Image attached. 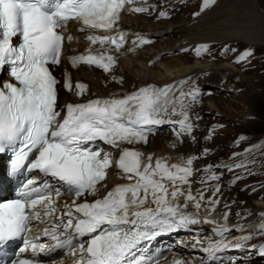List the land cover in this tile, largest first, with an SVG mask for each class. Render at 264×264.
I'll return each mask as SVG.
<instances>
[{
	"label": "snow or ice",
	"instance_id": "1",
	"mask_svg": "<svg viewBox=\"0 0 264 264\" xmlns=\"http://www.w3.org/2000/svg\"><path fill=\"white\" fill-rule=\"evenodd\" d=\"M214 2L203 0L202 8ZM132 3L0 0V77L5 69L10 77L0 83V154L12 153L10 176L22 169L29 173L17 197L0 202V243L16 238L23 243L17 259H0V264H45L41 255L57 249H67L75 257L73 264H159L158 250L153 249L158 237L201 223L215 224L212 232L217 237L207 238L201 264H218L220 253L230 249L264 255V242L246 249L254 236H264V222L255 232L229 241L227 235L234 228L245 231L243 225L227 224L229 212L224 213V224L198 217L207 190L192 192L191 178L201 171L193 168L199 157L178 156L170 163V157L153 159L152 153L124 146L147 144L149 135L164 124L178 126L174 128L178 141L192 137L195 126L189 112L197 99L195 89L176 95V84H145L122 96L109 93L84 102L58 103L60 81L53 72L61 64L66 43L78 38L68 32L69 22L77 25L76 31L86 33L89 42L88 54L67 57L71 65L110 72L117 63L110 53L119 51L126 41L118 28L121 12ZM137 41L148 42L139 36ZM93 45L99 48L93 51ZM207 49L208 45H199L196 54ZM251 54V49L245 50L236 62ZM64 75L67 91L78 97L88 95L87 84L78 81L73 87L70 74L65 71ZM113 150L119 152L116 160ZM208 151L204 149V154ZM113 167L125 182L109 188ZM213 167L206 166L208 174L201 177V184L219 180ZM209 187L213 195L208 204L215 210L220 185ZM258 215L264 217V212ZM170 264L194 262L174 258ZM231 264H236L235 257Z\"/></svg>",
	"mask_w": 264,
	"mask_h": 264
},
{
	"label": "bare ground",
	"instance_id": "2",
	"mask_svg": "<svg viewBox=\"0 0 264 264\" xmlns=\"http://www.w3.org/2000/svg\"><path fill=\"white\" fill-rule=\"evenodd\" d=\"M148 1L149 3L152 4V6H150L151 10L155 8H156V11L168 10V13L172 15L171 18L169 20L161 19L160 21L155 22L154 18L155 16H157V14H154L152 16H147V14L145 13L134 15L133 13L126 12L122 17L120 26L118 28L119 30L127 34L128 37L135 34L136 32L149 31L150 33L148 34V37L149 38L154 37L156 40L153 43L148 44V46L137 50L135 53L128 54L125 57H123L120 60L119 64L115 66L109 73H103L101 71H98L96 69L86 67V66H81L77 69H69L68 72L72 76V80L73 79L74 80L84 79L89 83L90 87L88 89V95L84 97H78L74 94V92L66 93L64 91H61V92L58 91V103L84 101L92 97V92L94 93L97 92V94H105L107 92H115L116 94H120L121 92L120 90L122 89H126L127 91H132L134 88H139L140 86L151 83V82H157V83L164 82L165 83L169 81L173 75H178L179 78L184 79L186 81L182 84L184 88H194V89L199 87L198 85L200 83L207 81V79L210 78L211 81L215 82L214 87H213L214 91H212V92H215L216 90L221 89V84H224L227 86V84L224 83L226 82L227 78H229L230 80H235V81L238 80L237 78L238 75H236L237 68L231 65L229 62L225 61L218 66L217 70L220 72L217 73L216 71H214L213 64L209 62V59H194V61L190 60V62H186L189 60L188 49H190L191 45L192 46L199 45L201 44V41L203 40V39H201L200 41L194 40L196 36L212 37L211 39L207 38L208 40L205 41L206 43H215L218 45L223 42L231 43L232 44L230 46L231 50L235 49L237 46L242 47L243 41L241 40H243V37H245L246 35L250 38V40L248 41L244 40V43H246L244 47L245 48L244 51L251 49L253 53V51L258 50L259 48H263L264 46L263 38H262L264 36V22H263V19L260 17L261 11H264V0H256L257 5L256 4L251 5V2L249 0H243L242 3L239 0H215L214 3H210L207 7L200 8L192 17L188 19H184V20H182V17H181V15H184V12L182 11V9L180 11L177 10L181 2L184 0H148ZM188 1H192V0H188ZM200 4L202 6L203 1L200 2ZM178 18L182 20L180 23L175 24L171 27L165 26L166 24L169 25L170 21L176 20ZM239 22L247 23L248 26L246 27L240 26ZM75 27H76L75 23L69 22L68 31L74 32L72 35L78 38L75 39L73 42L71 41V42L66 43L65 49H64V56L67 55V53L76 52L77 49H78L77 51H80L82 48H87V46H85L86 43L83 40V34L75 33ZM170 34L185 40V42L182 44L184 45V49L186 48L187 50V55L186 56L179 55L175 59L170 58L169 60H166L164 62L159 61L157 62V65H155L154 67H148L147 62H149L150 60H158L160 56L162 55L161 52H163L164 50H168L172 47L171 45L173 43H171L170 39L168 38ZM213 37H217L218 39L217 38L213 39ZM254 37L260 38L257 43H255L256 40L254 41V43L251 41V39H254ZM161 38L165 39L164 42L166 43V46L164 47H161V44H160L161 41L159 40ZM175 42H176L175 44L180 45L178 49L182 50L183 45L181 44V42L179 40ZM145 49H148L150 53L145 55L146 53L144 51ZM165 59L166 57H164L163 60ZM178 59H180L181 61H185L186 63H183L179 61ZM229 59L232 60L231 58ZM253 59H254V55L251 54L248 57V61H252ZM141 61L144 63L143 66L145 67L144 69L146 72L143 75H141L140 70L138 68V64ZM60 67H61V64L57 66V69L59 70ZM162 69L163 71L161 72ZM207 73H209L210 75L208 76ZM121 77L123 78L122 82L120 81ZM103 79L106 82L105 87L101 85L102 84L101 81ZM222 97L223 95H221V98ZM217 100L219 103L222 102L221 99H217ZM201 106H203V102L201 100L196 101L195 106L191 107L189 114L192 117L195 116L196 118H198L197 125L200 126V128L203 130L204 133L208 134L211 130L207 129V126H206L207 118H202L200 116L201 113L199 111H200ZM176 118H179V117H176ZM246 132H243L240 135V137L243 136L245 137V139L251 138V135H249ZM196 134L197 133H195L194 135ZM158 135L159 136L157 138L152 137L156 141V149L154 151L149 152L147 150V144H138L137 146L146 155L149 153L154 154L153 159L159 156L170 157L171 158L169 161L170 163L175 162L176 157L178 156L188 157L190 155V154H183L181 151L182 147H180L181 149L178 148L175 154L170 153L169 152L170 149L167 143L165 142L164 137L171 136V134L168 132V134L159 133ZM253 143H255L254 140L253 141L251 140L249 142H244L245 145H251ZM189 144L191 145L190 148L192 147L193 155L195 156H197V152H199L198 155H200L204 151V148L200 150L197 149V140H193ZM204 161H206V159L199 161V163H202ZM195 162L196 160L194 161L193 168L197 169L198 165H197V162L196 163ZM252 170H255V168ZM256 170L262 171L261 173H264V158L260 160V164L257 165ZM204 175L205 174L203 172H198L194 174L192 179L196 181L199 180L198 182H200L201 177H203ZM213 182L215 181H207L206 184L197 183L195 185H192L193 194L196 195L198 189L200 190L207 189L206 191H204L205 199L203 202H208V198L213 195V187H209V185H211ZM112 185H113L112 182H110L108 184V187L111 188ZM184 187L187 188V185H185ZM246 191L247 193L242 195V197L239 196L240 198L238 197L235 199V201L233 200L234 208H236V211L234 213L235 218L233 217L235 221L236 219L237 220L243 219L244 216H246L250 212L256 213V214L260 212H264V203L260 201V197H264V193L258 190L252 192L249 188L246 189ZM223 193L224 192L219 191V193H217L216 196L226 201L222 205L216 206L214 211H210V209L205 208L202 202V206L204 207L206 212L208 214H212L217 220H220L218 224L225 223V220L221 221L222 219H220L221 217L220 211H226L227 210L226 204L228 203L227 202L228 198ZM252 197H255L253 201H251L250 199ZM238 213L239 215H237ZM253 219H251L253 221L241 224L244 226V229H245L244 232H240L234 228L235 232L232 234H228L227 240L231 241L233 237L245 235L249 232H255L258 229V226L261 224V222H264V217H261V216L259 218L261 220H257L255 219V217H253ZM41 227L43 226L41 225ZM205 234H206L205 241H208L207 238L209 237H211L213 240L217 238L213 235L212 230H207ZM234 234H237V236H235ZM249 246L250 245L247 244L246 249ZM235 251L236 250L230 249L220 254L231 255ZM241 251L242 253L237 254L236 257L248 258L252 256L253 257L258 256L255 258L264 260V255H260L257 250H251V251L241 250ZM174 258H181L179 252H172L171 254H169L162 264H170V262ZM65 262L71 263V260H66ZM226 262L227 261H225L224 263ZM228 263L231 264V260ZM253 264H264V263L259 261V262H254Z\"/></svg>",
	"mask_w": 264,
	"mask_h": 264
},
{
	"label": "rangeland",
	"instance_id": "3",
	"mask_svg": "<svg viewBox=\"0 0 264 264\" xmlns=\"http://www.w3.org/2000/svg\"><path fill=\"white\" fill-rule=\"evenodd\" d=\"M202 1L203 0H192V1L184 0L182 1L177 9L178 11L182 9V11L184 12V15H181L182 20L192 17L200 9V6H201L200 2ZM239 1L242 3L243 0H239ZM249 1L251 2V5H255V4L257 5L256 0H249ZM260 17L263 19V22H264V11H261ZM160 20L161 19H156V17L154 18L155 22H158ZM182 20L178 18L176 20L170 21V24L169 25L166 24L165 26L171 27L175 24L180 23ZM239 25L245 26V27L248 26V24L244 22H239ZM168 38L170 39V42L173 43L171 45L172 47L168 50H164L166 52L164 51L161 52V54L163 55V56L161 55L163 59L164 57H166V59L163 60L162 57L160 56L158 60H150L149 62H147L148 67H154L155 65H157V62L159 61L164 62L166 60H169L170 58L175 59L179 55H184V56L187 55V50L186 48L184 49V45L182 44L185 42V40L177 36H173L171 34L170 36H168ZM207 38L211 39L212 37L196 36V38L194 39L197 41H200L201 39H203L201 41V44L208 45L207 51L201 57L202 58L204 57L203 59H209V62L213 64L214 71H216L217 73L220 72L217 70L220 64H222L225 61L229 62L231 65L237 68L236 75H238L237 76L238 80L235 81V80H230L229 78H227L226 82H224L227 84V86L224 84H221V89L216 90L215 92H212L214 91L213 87H214L215 82L211 81L210 78L207 79V81L200 83L198 85L199 87L196 88V89H202V90L209 89L208 94H205V95L200 94L201 96L200 100L203 102V106L200 107V111H199L201 113L200 116L202 118H207L206 126H207V129L211 130L208 134L204 133L203 130L200 128V126L197 125L198 118H196L195 116L192 117L189 114L191 121L193 122V125L195 126L194 127L195 132H193L192 134V136L195 137V139L187 136L185 138H182V142H181V141H178L175 137H172L171 135L168 137H164V140L170 149L169 152L173 154L176 153V150L178 148L182 147L181 151L183 154L193 155L192 147L190 148L191 145L189 144L193 140H197V149L200 150L204 148V149L209 150L207 154H204L203 153L204 151H203L200 154L201 156L198 155L199 152H197V157L200 156L196 160L197 165H198L197 169H200L201 171H197L194 174L198 172H203L205 174L204 176H206L208 174V173H205L204 171L206 166L208 165L214 166L213 170L216 172V174L220 178H219V181H215L211 185L215 186L216 184H219L220 191L224 192L223 194H225L226 197L228 198V201H227L228 203L226 204L227 210L220 211L221 212V213L219 212L220 216L223 217L225 212H229L227 223L230 226H239L240 221L250 222L254 220L253 217H255V219L257 220H261L259 219L260 215L250 212L251 214L248 213L246 216H244L243 218L244 220L236 219L235 221L233 217L235 218L234 213L236 211V208H234L233 202L239 196L242 197V195L246 194L247 193L246 189L248 188L252 192L258 190L264 193V173H261L262 171L256 170L257 165L260 164V160L264 158L263 156L264 155V148H263L264 147V46L263 48H259L258 50L253 51L252 54L254 55V59L252 61H248V57H247L245 60L240 61L238 63L236 62L237 57H239L243 52H245L244 47L246 43H244V40L246 41L250 40V38L247 35L243 37V40H241L243 41L242 42L243 46L242 47L237 46L233 50L230 49L231 48L230 46L232 45L231 43L223 42L219 45L215 43H206L205 41L208 40ZM216 38L217 37H213V39H216ZM262 38H263V45H264V36ZM259 39H260L259 37L258 38L254 37V39H251V41L254 43V41L256 40L255 43H257ZM164 40L165 39H163L160 43L161 47L166 46V43L164 42ZM177 40H179L181 44L183 45L182 50L178 49L180 45L175 44L176 43L175 41ZM144 51L146 52L145 55L150 53L148 49H145ZM229 58H231L232 60H230ZM178 60L181 61L180 59ZM190 60L194 61V59L190 58L189 56V60L186 62H190ZM181 62L186 63L185 61H181ZM143 64L144 63L142 61L138 64V68L140 70L141 75L146 73L144 69L145 67L143 66ZM162 71L163 69L161 70V72ZM209 73H207L208 76L210 75ZM58 91L59 92L62 91L60 86L58 87ZM221 95H223L222 98H221ZM217 99H221L222 102L219 103ZM243 129L246 130L247 132L244 131ZM243 132H246L249 135H251V138L249 139H251L252 141L254 140L255 143L251 145H245L244 142H249L251 140L249 139L240 140V135ZM160 133L168 134L166 130H162ZM195 133L197 134L194 135ZM158 134L154 138H157L159 136ZM173 144H175V147L172 146ZM155 149H156V141L151 136L148 139L147 150L149 152H152ZM246 149H250V151H245ZM234 153L236 155H233ZM205 159L206 161L199 163V161L205 160ZM240 163H242L244 166L234 167V165L240 164ZM225 165L229 167H225ZM229 168H231V170H229ZM254 168L255 170H252ZM235 177H240V178L236 179L235 182L233 183L234 179L232 178H235ZM192 181H193L192 185L200 183L198 182L199 180L196 181L192 179ZM250 199L251 201H253L255 197H252ZM225 201L226 200H223L219 197L218 205H222ZM260 201L264 203V197H260ZM203 206L205 208L210 209V211H214L212 210L211 205H209L208 202H203ZM232 233H234V231L231 232L230 234ZM261 242H264V236L256 235L254 236V239L248 242V244L253 245V244H259ZM239 253H242V251L236 250L233 254L228 255V257L231 258L232 256H236ZM255 257H258V256H255ZM255 257L253 256L248 257V258L235 257L237 261L236 264H253L254 262H259V261L264 263L263 259L261 260Z\"/></svg>",
	"mask_w": 264,
	"mask_h": 264
}]
</instances>
